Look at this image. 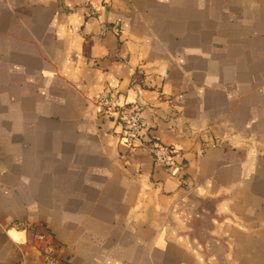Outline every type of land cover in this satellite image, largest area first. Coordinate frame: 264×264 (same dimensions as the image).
Segmentation results:
<instances>
[{
	"label": "crops",
	"instance_id": "crops-1",
	"mask_svg": "<svg viewBox=\"0 0 264 264\" xmlns=\"http://www.w3.org/2000/svg\"><path fill=\"white\" fill-rule=\"evenodd\" d=\"M103 91L181 155L131 149ZM47 244L58 264H264V0H0V264Z\"/></svg>",
	"mask_w": 264,
	"mask_h": 264
},
{
	"label": "built area",
	"instance_id": "built-area-1",
	"mask_svg": "<svg viewBox=\"0 0 264 264\" xmlns=\"http://www.w3.org/2000/svg\"><path fill=\"white\" fill-rule=\"evenodd\" d=\"M88 12L92 14L95 11L91 9ZM95 112L100 116L115 115L121 126L122 135L126 138L131 149L142 147L150 151L155 161L163 164H168L173 157L181 155L180 149L144 140L147 121L143 118L142 106L139 103L118 104L107 91H103L95 98ZM221 143L222 141L218 140L215 145ZM43 264H58L54 248L50 244H47L43 249Z\"/></svg>",
	"mask_w": 264,
	"mask_h": 264
},
{
	"label": "water",
	"instance_id": "water-1",
	"mask_svg": "<svg viewBox=\"0 0 264 264\" xmlns=\"http://www.w3.org/2000/svg\"><path fill=\"white\" fill-rule=\"evenodd\" d=\"M42 264H43V256H42Z\"/></svg>",
	"mask_w": 264,
	"mask_h": 264
}]
</instances>
